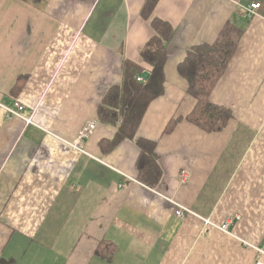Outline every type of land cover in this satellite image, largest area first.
I'll use <instances>...</instances> for the list:
<instances>
[{
    "label": "crops",
    "instance_id": "0c3cea01",
    "mask_svg": "<svg viewBox=\"0 0 264 264\" xmlns=\"http://www.w3.org/2000/svg\"><path fill=\"white\" fill-rule=\"evenodd\" d=\"M145 1L0 0V264H264V0H157L153 16L175 27L164 91L133 138L103 151L118 124L98 106L155 33ZM226 21L243 33L210 98L233 115L207 131L187 118L196 99L177 65ZM16 100L25 118L7 113ZM91 120L86 152L73 148ZM140 137L156 143L154 187L137 179ZM171 199L193 213L177 216ZM232 216L252 247L205 232L202 217ZM104 239L110 261L96 254Z\"/></svg>",
    "mask_w": 264,
    "mask_h": 264
},
{
    "label": "trees",
    "instance_id": "16d2710c",
    "mask_svg": "<svg viewBox=\"0 0 264 264\" xmlns=\"http://www.w3.org/2000/svg\"><path fill=\"white\" fill-rule=\"evenodd\" d=\"M157 0H146L141 13L151 19L155 33L140 50V62L125 59L122 65V81L107 90L98 106L101 121L118 124L112 139L103 138V151L112 149L125 138H133L142 117L155 98L164 91L165 63L168 45L175 33V27L168 21L153 16ZM243 30L231 21H226L213 42L191 46L177 65L178 72L188 82V93L196 99L194 108L187 118L207 131H221L232 117V110L226 105L211 101V93L226 72L229 62L237 51ZM148 71L140 80L138 76ZM140 154L136 161L137 179L149 186H156L161 179L159 156L153 140L137 139ZM117 245L102 240L96 254L105 260H112Z\"/></svg>",
    "mask_w": 264,
    "mask_h": 264
},
{
    "label": "built area",
    "instance_id": "2783aa9c",
    "mask_svg": "<svg viewBox=\"0 0 264 264\" xmlns=\"http://www.w3.org/2000/svg\"><path fill=\"white\" fill-rule=\"evenodd\" d=\"M261 6V3L260 2H250L247 6H245V12L247 13V15H255V14H258L257 13V9ZM138 78L140 80H144V76L143 75H140L138 76ZM24 106L23 104L16 100L14 102V105L12 107H6V110H7V113L8 114H15L17 116H20V117H23L25 118L24 116L21 115V111L23 110ZM27 122H32V119L31 118H28L26 119ZM96 128V124L94 122H91V121H87L85 122V124L82 126V128L79 130V132L77 133L76 135V138L70 142V145L79 150V151H82V152H86L84 150V141L86 138H88L92 133L93 131L95 130ZM181 179L182 181H186L188 179V172L186 170H182L181 171ZM171 201L175 204V210H174V213L177 215V216H184L186 213H193V211L190 209V208H187L179 203H177L176 201L172 200ZM239 219V216H232V217H227L225 219V221L223 223H216L214 222L213 220H211L210 218H204L202 217V220L206 226L205 228V232L208 230V227L209 226H212L226 234H229L230 236L238 239L240 242H242L243 244L245 245H248V246H253L252 244L249 243V241L245 240V239H242L240 238L239 236H237L236 234H234L230 227L232 225V223H234L235 220ZM261 253H264L263 250H260ZM257 264H263L261 262H257Z\"/></svg>",
    "mask_w": 264,
    "mask_h": 264
},
{
    "label": "water",
    "instance_id": "95a60500",
    "mask_svg": "<svg viewBox=\"0 0 264 264\" xmlns=\"http://www.w3.org/2000/svg\"><path fill=\"white\" fill-rule=\"evenodd\" d=\"M142 75L144 76V78H147V76H148V71H144Z\"/></svg>",
    "mask_w": 264,
    "mask_h": 264
},
{
    "label": "rangeland",
    "instance_id": "374dc122",
    "mask_svg": "<svg viewBox=\"0 0 264 264\" xmlns=\"http://www.w3.org/2000/svg\"><path fill=\"white\" fill-rule=\"evenodd\" d=\"M91 122H94V121L91 120ZM94 123L96 124V122H94ZM93 132H94V131H93ZM75 138H76V136H75ZM75 138H74V139H75ZM74 139H73V140H74ZM73 140H72V141H73ZM72 141H71V142H72ZM84 150H85V148H84Z\"/></svg>",
    "mask_w": 264,
    "mask_h": 264
}]
</instances>
